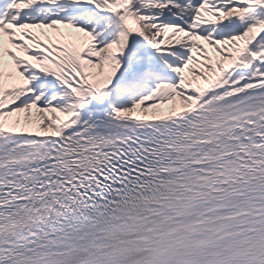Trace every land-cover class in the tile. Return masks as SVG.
<instances>
[{
    "label": "snow or ice",
    "instance_id": "snow-or-ice-1",
    "mask_svg": "<svg viewBox=\"0 0 264 264\" xmlns=\"http://www.w3.org/2000/svg\"><path fill=\"white\" fill-rule=\"evenodd\" d=\"M0 264H264V0H0Z\"/></svg>",
    "mask_w": 264,
    "mask_h": 264
}]
</instances>
